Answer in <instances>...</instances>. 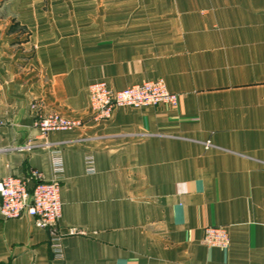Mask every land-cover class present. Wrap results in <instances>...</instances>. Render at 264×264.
<instances>
[{"label":"crops","instance_id":"1","mask_svg":"<svg viewBox=\"0 0 264 264\" xmlns=\"http://www.w3.org/2000/svg\"><path fill=\"white\" fill-rule=\"evenodd\" d=\"M157 78L175 106L93 116L89 83ZM0 117V179H59L63 247L0 217V264H264V0H0Z\"/></svg>","mask_w":264,"mask_h":264},{"label":"built area","instance_id":"2","mask_svg":"<svg viewBox=\"0 0 264 264\" xmlns=\"http://www.w3.org/2000/svg\"><path fill=\"white\" fill-rule=\"evenodd\" d=\"M89 108L93 116L108 119L118 107L147 106L165 104L175 106L178 94L168 90L161 78L135 83L122 89H112L103 81H93L87 87ZM3 120L0 117V127ZM34 125L41 135L50 131L69 130L81 125V121L60 115L56 112L37 116ZM35 145L29 143L21 148L31 151ZM52 170L55 175L63 171L59 150H52ZM92 157L87 158L90 163ZM31 182L24 177L8 175L0 179V217L4 219L27 215L35 226L44 228L49 235V248L55 258L63 257L61 234L58 221L61 215L60 181L58 178L44 180L35 172ZM70 232H74L71 229ZM202 243L210 247L226 248L229 234L224 226L209 225L204 227Z\"/></svg>","mask_w":264,"mask_h":264},{"label":"rangeland","instance_id":"3","mask_svg":"<svg viewBox=\"0 0 264 264\" xmlns=\"http://www.w3.org/2000/svg\"><path fill=\"white\" fill-rule=\"evenodd\" d=\"M55 1H59V0H55Z\"/></svg>","mask_w":264,"mask_h":264}]
</instances>
